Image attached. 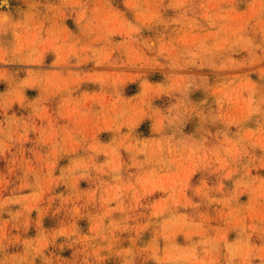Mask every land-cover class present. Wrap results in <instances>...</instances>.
<instances>
[{
    "label": "rangeland",
    "instance_id": "rangeland-1",
    "mask_svg": "<svg viewBox=\"0 0 264 264\" xmlns=\"http://www.w3.org/2000/svg\"><path fill=\"white\" fill-rule=\"evenodd\" d=\"M0 264H264V0H0Z\"/></svg>",
    "mask_w": 264,
    "mask_h": 264
}]
</instances>
